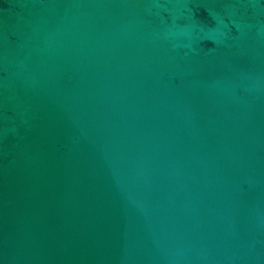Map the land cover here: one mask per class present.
Segmentation results:
<instances>
[{
  "label": "water",
  "instance_id": "1",
  "mask_svg": "<svg viewBox=\"0 0 264 264\" xmlns=\"http://www.w3.org/2000/svg\"><path fill=\"white\" fill-rule=\"evenodd\" d=\"M0 264H264V0H0Z\"/></svg>",
  "mask_w": 264,
  "mask_h": 264
}]
</instances>
